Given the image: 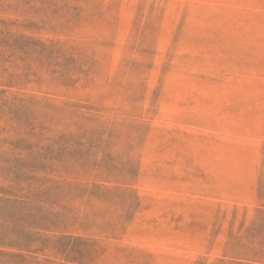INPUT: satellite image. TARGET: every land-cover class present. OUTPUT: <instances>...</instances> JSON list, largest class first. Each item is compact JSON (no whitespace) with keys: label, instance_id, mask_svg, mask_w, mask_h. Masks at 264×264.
Wrapping results in <instances>:
<instances>
[{"label":"rangeland","instance_id":"1","mask_svg":"<svg viewBox=\"0 0 264 264\" xmlns=\"http://www.w3.org/2000/svg\"><path fill=\"white\" fill-rule=\"evenodd\" d=\"M14 1L13 32L69 58L9 94L31 101L23 145L60 155L39 264H235L264 205V0ZM13 125L0 141L27 139Z\"/></svg>","mask_w":264,"mask_h":264},{"label":"trees","instance_id":"2","mask_svg":"<svg viewBox=\"0 0 264 264\" xmlns=\"http://www.w3.org/2000/svg\"><path fill=\"white\" fill-rule=\"evenodd\" d=\"M8 1L0 0L2 13L16 11V1L4 7ZM13 25L0 17V122L27 129V139L15 143L0 141V264H39L36 255L50 248L45 235L59 231L66 216L54 209L55 202L47 204L45 197L49 194L43 191L44 182L37 174L44 173L48 161L59 159L60 155L32 153L31 147L23 145L39 134L28 115L31 101L9 94L12 89L40 82L33 67H59L66 55L58 43L16 34ZM2 143L13 149L2 150ZM256 212L250 226L240 228L225 244L223 257L233 259L235 264H264V205Z\"/></svg>","mask_w":264,"mask_h":264}]
</instances>
